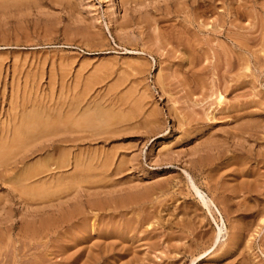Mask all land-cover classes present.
I'll return each mask as SVG.
<instances>
[{
	"label": "rangeland",
	"instance_id": "obj_1",
	"mask_svg": "<svg viewBox=\"0 0 264 264\" xmlns=\"http://www.w3.org/2000/svg\"><path fill=\"white\" fill-rule=\"evenodd\" d=\"M76 105L114 116L71 148L110 165L64 193L71 168L20 187L58 152L14 148L0 264H264V0H0V140L22 111ZM36 182L55 193L22 194Z\"/></svg>",
	"mask_w": 264,
	"mask_h": 264
},
{
	"label": "bare ground",
	"instance_id": "obj_2",
	"mask_svg": "<svg viewBox=\"0 0 264 264\" xmlns=\"http://www.w3.org/2000/svg\"><path fill=\"white\" fill-rule=\"evenodd\" d=\"M222 97L223 96H221L219 94L218 95V101L223 99ZM77 106L78 105L67 108V109H65V111L64 110L58 111L56 113V116L54 117L57 120V122L51 116L50 113L44 114L43 112H40V110H37V111L35 110V112H33L31 110L32 113L31 112H25V113H29V114H23L22 113L23 111L21 112L22 114L19 113L20 114V119L18 120L19 123L16 126H13L14 129H13V131H11L10 134H9V130L7 131V133L4 136L5 139L2 138L3 140H0L1 141L0 142V169H2L1 172H3V174H0V179L2 178L0 181H2L3 185L15 183L14 182V175L9 173V171L13 170V167L16 166L15 161L11 162V159L14 158V151H15L14 148L19 147V149H20L24 145L26 146V144L31 143L32 139H37L39 136H40L39 140H40V138H43L44 136H45L44 138L46 140L44 142L42 141L43 143H41V147L37 148L36 151L37 152L38 151L39 152H45L47 154L50 153L49 155L46 154L47 158H48V156H50V158H53V156L51 157V153L53 155V151H56V153L58 152L57 154H58L59 158L56 156L57 159L55 157V160L54 159L52 161L50 160L49 164H48V162H46L47 164L43 163V165L41 163L42 166L40 165V162H39L40 167L37 168L36 172L33 173L32 175H29V176L27 175L28 173L27 174L24 173V175L27 176L25 178L23 177V175H21L22 174L21 173L20 175L24 179L16 181V182H18V184H19V182H21L20 184L25 185L24 182H26L30 178L32 179V177H34L35 175L38 176V175L43 174V172L49 170L50 166H54V170L56 169L58 171L59 170L61 171L63 169L65 170V168H71V172H68L67 176L63 177V175H65V172H64V174L62 173L63 175H61V176L58 175L60 179L61 178L63 179V183L61 185V189H58V191L56 189L57 192H63L64 193L68 189L76 188V186L79 187L78 186L79 182H81V183L83 181L89 182V179H90V181H91V179H92V181L98 180L99 174L104 172V170L107 167H109V165H110L108 162V158L107 157L100 158L101 156L98 157V154L95 155L96 152L95 153L90 152L91 153L90 154L89 152H87V150L85 152L84 150L79 151V149H77L78 152L74 153V151H72L71 148L76 146L78 140H80L82 138L101 135V133L105 132L103 130L106 127L108 128L109 123L112 122L111 120L114 118V116L112 114L111 115L113 117L111 115H108V113H106L104 110L103 111H99V110L93 111V110L87 109L88 107L81 110V109H78ZM22 107H23V105H22ZM34 108L35 107H33V110H34ZM24 111H25V109H24ZM109 116L112 117L111 120H108ZM95 128H97L98 130L93 131V129H95ZM38 143H39V141H38ZM26 147H28V146H26ZM21 156H23V155H21ZM25 156H27V154ZM25 156H23L22 158H24ZM96 158L97 159L99 158V160H97ZM94 160H97L96 164L93 163ZM19 162L23 163L22 161H19ZM16 167H19V166H16ZM20 169H19V171H20ZM95 171L97 173H95ZM98 172H100V173L98 174ZM16 174H19V173L16 172ZM21 176L19 178H22ZM51 177L54 178V176H51ZM96 177H97V179L93 180ZM59 178H57V180L59 181L57 183H59V185H60L61 183H60ZM42 179H43V177H42ZM54 179H56V178H54ZM41 180H40V183H41ZM64 181H68L69 184H68V182H64ZM37 182H36L37 186L35 185V183H34L35 186L34 185L29 186L32 182L31 183L27 182V183H29V185L27 186V184H26V186H23L24 189L22 191V194L24 193L25 195L27 194L28 196L31 195L30 197H32V196H36V197L41 196L42 197V196H48L49 194L51 195L52 191L55 190V189H53L50 193L49 191H47V190H49L48 187H47L48 189L45 190V188L43 186H38L40 183L38 184ZM61 182H62V180H61ZM48 183H51V182L49 181ZM42 184H43V182H42ZM0 185H1V183H0ZM50 185H48V186H50ZM55 185H53V183H52V186L55 187ZM21 186L22 185H20V187ZM56 186H58V185H56ZM191 186H192L195 194L199 198V200L202 202L201 204H203L207 208V211H211L210 208L215 206L214 202L211 199H208L195 184L192 183ZM6 187H8V186L6 185ZM8 190H10V189H8ZM18 191H19V189H18ZM53 193H55V192H53ZM41 197H39V198H41ZM78 213L80 214V212L78 210L71 211V212L68 211L67 214L63 215L62 222H64V223L71 222V224L69 226H72L73 229H75V231L72 230L73 232L71 231L72 233H70L68 235H69V237L73 238V243L75 242L76 247H78L77 250H80L82 248V246L80 247L79 245H82L81 240L85 238L86 235L84 236L83 234H85L88 231V227L84 223H82L80 225V224H77V222H75V221H71L72 218H74V219L76 218ZM262 221H263V219L261 220V222ZM75 224H76V226H75ZM221 225L218 226V231L216 232V236L213 240L214 244H217V243L219 244V241L222 237V232L224 229H223V226L221 227ZM94 230H95V228L93 226V227H91L90 232H95ZM67 245L64 247L68 249ZM70 245H69V247H70ZM73 247H75V246H73ZM65 248H63V249H65ZM193 262H194V260L192 261V263Z\"/></svg>",
	"mask_w": 264,
	"mask_h": 264
}]
</instances>
